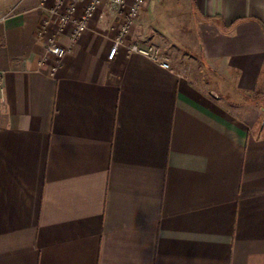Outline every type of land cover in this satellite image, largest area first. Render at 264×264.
<instances>
[{"label": "crops", "instance_id": "0c3cea01", "mask_svg": "<svg viewBox=\"0 0 264 264\" xmlns=\"http://www.w3.org/2000/svg\"><path fill=\"white\" fill-rule=\"evenodd\" d=\"M56 1L0 0V264H264V0H150L169 69Z\"/></svg>", "mask_w": 264, "mask_h": 264}, {"label": "built area", "instance_id": "2783aa9c", "mask_svg": "<svg viewBox=\"0 0 264 264\" xmlns=\"http://www.w3.org/2000/svg\"><path fill=\"white\" fill-rule=\"evenodd\" d=\"M82 4L81 12L74 15V7L69 5L66 11L60 14L61 31L64 26L70 27V36L73 41H77L86 31L89 22L94 18L95 12L99 6H102L104 13L120 18V23L116 26L112 46L108 58L113 59L118 49L123 47L126 55L140 54L149 58L153 62L159 63L163 68L169 69L170 64L166 61L161 50L155 45H142L136 42L128 41L135 22L142 12L146 9L150 0H76ZM63 5V0H57L55 9L58 10ZM102 15V14H101ZM47 22H44L38 30V35L42 36L46 31ZM46 55L43 61L48 58L61 59L67 52L65 48L57 43L54 36L46 38ZM4 82L0 73V114L3 113L4 107Z\"/></svg>", "mask_w": 264, "mask_h": 264}, {"label": "rangeland", "instance_id": "374dc122", "mask_svg": "<svg viewBox=\"0 0 264 264\" xmlns=\"http://www.w3.org/2000/svg\"><path fill=\"white\" fill-rule=\"evenodd\" d=\"M119 21H120V19H119ZM120 23V22H119ZM152 45H155V44H152ZM155 46H157V45H155ZM158 47V46H157ZM159 48V47H158ZM160 49V48H159ZM161 50V49H160ZM261 117L262 118H264V113H261Z\"/></svg>", "mask_w": 264, "mask_h": 264}]
</instances>
